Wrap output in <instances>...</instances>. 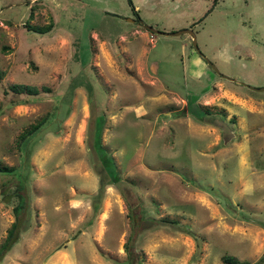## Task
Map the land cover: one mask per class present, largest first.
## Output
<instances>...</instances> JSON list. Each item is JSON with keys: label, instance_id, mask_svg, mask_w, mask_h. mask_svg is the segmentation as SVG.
I'll return each instance as SVG.
<instances>
[{"label": "rangeland", "instance_id": "obj_1", "mask_svg": "<svg viewBox=\"0 0 264 264\" xmlns=\"http://www.w3.org/2000/svg\"><path fill=\"white\" fill-rule=\"evenodd\" d=\"M131 2L0 0V264L264 253V0Z\"/></svg>", "mask_w": 264, "mask_h": 264}, {"label": "trees", "instance_id": "obj_2", "mask_svg": "<svg viewBox=\"0 0 264 264\" xmlns=\"http://www.w3.org/2000/svg\"><path fill=\"white\" fill-rule=\"evenodd\" d=\"M126 1H127L128 5H130V7L133 9V12H135V10L132 6L131 0H126ZM48 28H49V25L45 26L44 28H30V27H28L27 30H32V31L38 32V33H43L46 30H48ZM11 87L15 88V86H11ZM19 89H21V92L24 90H27L28 94H35L36 93V90L34 88H31V87L26 86V85H21ZM33 129L34 130L37 129V124L33 125L31 130L26 132V134L25 133L21 134V140H23V138H25L26 135H29ZM17 210H18V207H15L14 208L15 213H17ZM162 221L166 222L168 220L165 218H162ZM16 228H17V222L13 221L7 229L6 234L4 236V239L0 242V260L3 258L4 254L10 249L12 244L15 242L14 235H15ZM130 242L131 241L127 240L123 243V246H122L124 253L126 255V259L124 262L125 264H132V260H133L132 251H131L132 244ZM134 258L136 260H140L139 254L134 256ZM220 261L223 264H264V253L260 257H258V259H256L254 262H249L247 260H239V259H236L235 257L227 255V254L221 255Z\"/></svg>", "mask_w": 264, "mask_h": 264}, {"label": "water", "instance_id": "obj_3", "mask_svg": "<svg viewBox=\"0 0 264 264\" xmlns=\"http://www.w3.org/2000/svg\"><path fill=\"white\" fill-rule=\"evenodd\" d=\"M145 28L147 29V30H149V31H151V32H155V33H158V34H161V35H168V34H170V35H179V34H181V33H188V34H190L192 37H193V34H192V32L190 31V30H187V29H181V30H178V31H176V32H172V33H166V32H159V31H157V30H154V29H152L151 27H149V26H145ZM192 44L195 46V44H194V40H192ZM209 64V63H208ZM212 66V65H211ZM213 67V66H212ZM249 89H251V90H254V91H261L263 88H253V87H248Z\"/></svg>", "mask_w": 264, "mask_h": 264}, {"label": "crops", "instance_id": "obj_4", "mask_svg": "<svg viewBox=\"0 0 264 264\" xmlns=\"http://www.w3.org/2000/svg\"><path fill=\"white\" fill-rule=\"evenodd\" d=\"M1 27H2L1 29H3V30L4 29H7V28L9 29V27L8 26H5L4 24Z\"/></svg>", "mask_w": 264, "mask_h": 264}]
</instances>
